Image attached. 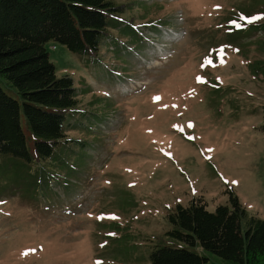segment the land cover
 Masks as SVG:
<instances>
[{
    "label": "rangeland",
    "instance_id": "374dc122",
    "mask_svg": "<svg viewBox=\"0 0 264 264\" xmlns=\"http://www.w3.org/2000/svg\"><path fill=\"white\" fill-rule=\"evenodd\" d=\"M113 1L95 58L48 47L77 92L70 166L0 163V264H150L176 206L230 192L264 221L263 0Z\"/></svg>",
    "mask_w": 264,
    "mask_h": 264
},
{
    "label": "trees",
    "instance_id": "16d2710c",
    "mask_svg": "<svg viewBox=\"0 0 264 264\" xmlns=\"http://www.w3.org/2000/svg\"><path fill=\"white\" fill-rule=\"evenodd\" d=\"M126 7L113 0H0V163L11 160L19 173L24 162L69 168L67 133L75 126L65 122L77 92L70 76H56L48 47L95 58ZM255 20L264 32V7ZM229 200L211 212L200 199L176 206L166 236L180 246H156L150 264H264V221L231 192Z\"/></svg>",
    "mask_w": 264,
    "mask_h": 264
}]
</instances>
